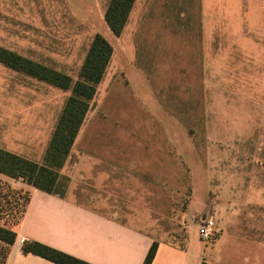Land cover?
Wrapping results in <instances>:
<instances>
[{
  "label": "crops",
  "instance_id": "1",
  "mask_svg": "<svg viewBox=\"0 0 264 264\" xmlns=\"http://www.w3.org/2000/svg\"><path fill=\"white\" fill-rule=\"evenodd\" d=\"M155 1L135 0L119 36L121 40L130 28L132 40L124 46L126 49L117 53L111 45L112 55L100 81L103 83L108 75L111 76L110 66L116 59L118 71L113 70L114 76L109 80H115L122 88L108 87L103 97L108 112L119 111L124 117L129 113L128 119H120L121 124L113 123L119 128L125 127L127 122L140 126L144 112L159 111V103L155 100L158 92L154 91L152 80H161L166 86L174 80V74L168 71L176 70L180 75L184 69L189 74L190 62L193 61L186 51L189 35L174 34V29L167 24L165 12L159 15L155 12ZM132 18L133 23H130ZM204 30L206 23L202 19V37ZM130 46L133 47V59H123L128 58L127 48ZM179 47L183 48V55L174 50ZM201 61L206 63L204 58ZM199 64L200 61L197 66ZM0 66L9 68L1 63ZM9 69L17 76L31 79L29 75ZM53 69L70 76L68 72ZM42 82L40 84L46 86V82ZM52 87H48L49 92H55L56 97L50 98L49 95L42 97L40 103L7 106L5 125H0V137L6 140L0 142V148L42 163L51 134L70 95L68 90ZM126 89L133 96L134 107L127 109L128 106L120 108L119 105V110H112L109 105L111 97ZM228 94V104L214 109L213 126L219 138L217 143L228 141L229 152L223 155L220 144L219 151L215 152L212 182L206 179L200 186L193 185L189 197V215L193 216L204 212L212 195L216 228L212 240L204 242L198 239L195 231L189 233L180 245L158 241L149 230L136 226L132 219L120 216V211L114 210L119 207L112 200L111 204L102 200L99 208L76 199L74 192L78 177H91L95 183L101 181L103 192L118 191L119 187L114 185L124 183L126 175H132L136 167H139L138 175L141 174L142 160L141 154L127 151L123 146L119 148V143L124 141L117 140L113 146H105L107 140L104 138L102 142H95L90 136L80 139L81 128L59 170L65 185L61 196L39 191L0 174L1 180L30 195L5 264H54L32 254H23L21 246L24 241L39 242L90 264H143L153 243L157 248L151 264H264V59H230ZM160 110L173 112L168 108ZM143 119L146 125L147 120ZM95 126L96 123H92L91 127ZM218 130L228 135H218ZM90 141L93 143L91 147ZM99 176L102 179L95 180L94 177ZM110 195L107 193L108 197Z\"/></svg>",
  "mask_w": 264,
  "mask_h": 264
},
{
  "label": "rangeland",
  "instance_id": "2",
  "mask_svg": "<svg viewBox=\"0 0 264 264\" xmlns=\"http://www.w3.org/2000/svg\"><path fill=\"white\" fill-rule=\"evenodd\" d=\"M108 2L0 0V46L68 72L76 80L94 34L101 35L115 53L126 49L124 46L132 40L130 28L121 40L109 30L104 21ZM155 3V12L158 15L165 12L174 34L190 37L186 48L193 60L189 74L184 69L180 75L176 70L168 71L174 74V80L169 81L167 87L161 80H152L154 91L158 92L155 100L161 104H158L159 111L143 113L146 125L142 118L140 126L127 122L125 127L119 128L113 123L121 124L120 119L127 118L129 113L124 117L119 111L108 112L103 97L108 87L122 88L115 80H109L114 76L113 70L118 71L114 59L110 66L111 76L97 85L89 103L80 127V139L90 136L93 141L102 142L104 138L107 140L105 146H113L117 140L124 141L119 143L120 149L123 146L127 151L141 154V174L138 175L139 167H136L132 175H126L124 183L114 185L119 187L118 191L107 192H103L101 181L95 183L91 177L80 176L74 194L76 199L99 208L102 200L110 204L112 200L119 207L114 210H119L120 216L149 230L158 241L180 245L189 233L196 231L197 234L198 222L213 208L211 195L204 212L190 216L189 197L193 185L200 186L206 179L212 182L215 152L221 144L217 143L219 138L213 126L214 109L229 102L230 59H264V0H156ZM202 19L206 23L203 37ZM174 50L182 53L183 48ZM127 51L129 56L123 59H133V47ZM203 58L205 64H202ZM197 59H200L199 66ZM10 71L0 66V125H5V110L11 104H34L42 102V97H56L55 92H49L48 87H53L47 83L42 86L43 82L36 78L28 79ZM180 77L183 79H177ZM181 82L182 86L178 87ZM132 97L127 89L119 94L116 92L109 105L112 110H119V105L130 109L134 107ZM162 108L173 112L160 110ZM92 123L96 126L91 127ZM220 130L218 135H228ZM5 140L0 137V142ZM92 145L90 141L89 146ZM221 146L223 155L227 154L228 141ZM94 178L102 179L100 176ZM107 193L111 195L108 197ZM9 219L5 214L2 220L9 222Z\"/></svg>",
  "mask_w": 264,
  "mask_h": 264
},
{
  "label": "trees",
  "instance_id": "3",
  "mask_svg": "<svg viewBox=\"0 0 264 264\" xmlns=\"http://www.w3.org/2000/svg\"><path fill=\"white\" fill-rule=\"evenodd\" d=\"M134 2L135 0H109L104 12V21L115 36H120ZM112 51L111 45L101 35L95 34L77 79L73 80L60 71L0 46L1 64L56 88L70 91L51 134L42 163H35L0 148V174L48 194H63L65 185L61 181L59 170L69 155ZM29 198L27 191L15 188L0 179V221H3L5 214L10 217L9 222L0 223V264H5L9 249L15 242L16 229ZM156 248L157 244L153 243L143 264H151ZM21 252L41 257L54 264H90L36 241H24Z\"/></svg>",
  "mask_w": 264,
  "mask_h": 264
},
{
  "label": "built area",
  "instance_id": "4",
  "mask_svg": "<svg viewBox=\"0 0 264 264\" xmlns=\"http://www.w3.org/2000/svg\"><path fill=\"white\" fill-rule=\"evenodd\" d=\"M197 234L200 240L210 241L216 235L215 215L209 210L198 222Z\"/></svg>",
  "mask_w": 264,
  "mask_h": 264
}]
</instances>
